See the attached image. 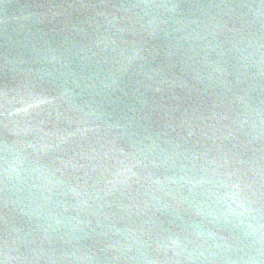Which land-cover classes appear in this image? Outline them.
<instances>
[{"label": "water", "instance_id": "obj_1", "mask_svg": "<svg viewBox=\"0 0 264 264\" xmlns=\"http://www.w3.org/2000/svg\"><path fill=\"white\" fill-rule=\"evenodd\" d=\"M233 162L255 264H264V0H213Z\"/></svg>", "mask_w": 264, "mask_h": 264}]
</instances>
